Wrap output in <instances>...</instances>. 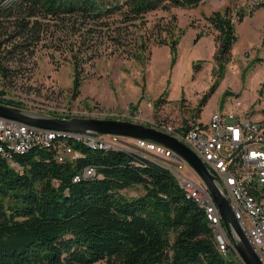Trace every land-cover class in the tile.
<instances>
[{
  "label": "trees",
  "instance_id": "1",
  "mask_svg": "<svg viewBox=\"0 0 264 264\" xmlns=\"http://www.w3.org/2000/svg\"><path fill=\"white\" fill-rule=\"evenodd\" d=\"M201 1L0 0V76L15 75L10 63L24 61L47 36L52 41L54 30L67 34L69 49L76 45L83 51L80 58L90 60L101 53L102 37L125 41L121 31L110 32L115 19L130 25L150 10ZM244 14L236 11L232 21L226 5L205 16L216 31L214 58L221 70L237 40L236 21ZM54 44L61 45L59 36ZM176 45L173 38L172 59ZM73 80L76 93L78 71ZM213 91L211 85L199 110ZM74 146L82 154L73 160H56L50 147L18 154L21 171L0 153V264H242L217 247L204 209L166 166L120 149ZM86 164H93L98 175L73 181ZM133 184H141L143 191L133 196L121 191Z\"/></svg>",
  "mask_w": 264,
  "mask_h": 264
},
{
  "label": "rangeland",
  "instance_id": "2",
  "mask_svg": "<svg viewBox=\"0 0 264 264\" xmlns=\"http://www.w3.org/2000/svg\"><path fill=\"white\" fill-rule=\"evenodd\" d=\"M226 5L234 19L238 10L245 14L236 21L237 40L221 70L214 58L216 31L205 16ZM255 5L253 0H202L195 6L150 10L141 22L136 19L130 25L115 19L110 32L119 30L131 41L124 38L120 44L113 43L104 36L98 44L101 53L90 60L80 58L83 51L76 45L69 49L68 35L54 28L52 41L47 36L24 61L10 63L17 73L5 79L0 76V94L18 97L23 109L40 114L47 113L48 107L98 106L131 112L140 109L144 115L161 114L171 120L190 113L207 118L216 109H236L264 118V6ZM56 36L60 37L59 48L54 44ZM173 38L177 39L174 59L169 46ZM141 40L142 46L138 44ZM130 50L139 56L130 55ZM75 71L80 80L76 93ZM211 85L214 91L199 110L200 99ZM148 101L152 106L146 105ZM180 170L192 176L196 173L186 163ZM121 191L133 196L143 189L133 184ZM227 252L238 259L233 249Z\"/></svg>",
  "mask_w": 264,
  "mask_h": 264
},
{
  "label": "built area",
  "instance_id": "3",
  "mask_svg": "<svg viewBox=\"0 0 264 264\" xmlns=\"http://www.w3.org/2000/svg\"><path fill=\"white\" fill-rule=\"evenodd\" d=\"M258 1L253 0L255 4ZM234 20L232 17V21ZM5 99L20 101L21 105L4 102ZM0 102L22 106L21 99L5 92L0 94ZM146 105L152 106L151 101ZM47 111L43 114L65 118L81 116L141 122L184 142L215 176V182L228 198L234 217L264 264V118H255L236 109H216L207 118L190 113L175 120L161 114L144 115L140 109L131 112L129 109L98 106L81 109L48 107ZM76 142L91 149L124 150L166 166L184 192L204 209L217 247L223 253L231 248L237 254L206 183L196 173L192 176L180 170L186 163L194 171L172 148L141 137L43 128L0 115V153L16 170H22L16 155L33 147L53 148L58 161L73 160L82 154L74 146ZM170 164L174 167L171 168ZM93 175H98L96 167L86 164L73 174L72 180Z\"/></svg>",
  "mask_w": 264,
  "mask_h": 264
},
{
  "label": "water",
  "instance_id": "4",
  "mask_svg": "<svg viewBox=\"0 0 264 264\" xmlns=\"http://www.w3.org/2000/svg\"><path fill=\"white\" fill-rule=\"evenodd\" d=\"M0 115L28 122L38 127L87 131L93 133H114L124 136L141 137L156 141L172 148L191 166L206 183L217 207L225 229L237 251L242 264H263L247 240L237 219L234 217L224 191L215 182V176L209 171L202 159L184 142L175 136L141 122L116 118H98L73 116L70 118L32 113L25 109L0 102Z\"/></svg>",
  "mask_w": 264,
  "mask_h": 264
}]
</instances>
